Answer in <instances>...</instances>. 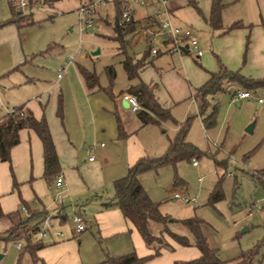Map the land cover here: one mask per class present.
I'll return each instance as SVG.
<instances>
[{
  "label": "rangeland",
  "instance_id": "1",
  "mask_svg": "<svg viewBox=\"0 0 264 264\" xmlns=\"http://www.w3.org/2000/svg\"><path fill=\"white\" fill-rule=\"evenodd\" d=\"M14 1V10L17 11L18 0ZM97 1L92 5L91 27L84 28L82 25L79 30L77 8L87 3V0H30L29 2L24 0L26 8L20 10L17 16L22 15L19 18L20 23L32 20L33 24L14 31V38L11 44L9 43L12 49L10 57L12 61H15L19 57L21 60V57L33 55L32 64H29V67L35 70L38 78L34 82L35 85L27 87L16 84L15 73L1 78L0 114L7 108L21 103L20 99L25 97L33 86L49 84V89L46 88L43 95H40L45 104V111H50L53 117L59 99L62 124L65 126V123L74 120V127L78 126L74 118L75 111H83L86 103L84 100L80 101L78 97L77 86L81 84V81L77 67L95 74L98 85L105 89L101 90L99 93L101 95L98 96H106V100L108 97L104 92L108 88L115 94L126 89L132 81L125 77L120 63L123 53L118 41L114 38L115 4L110 1ZM222 1L225 4L220 12L222 27L225 29L233 22H239L240 28L244 31L239 65L244 67L243 60L247 57L244 69L256 70L260 56L258 52L262 50L263 44L260 34L264 30L262 26L264 25V0ZM1 15L0 8V17ZM8 32L10 29L0 30V38L7 37ZM200 33L204 58L210 64L213 63L216 69L218 63L222 62L214 50L215 36L210 37ZM134 36L125 35L124 38L127 40L125 54L136 57L146 50V46L144 43L136 42ZM96 50V54H91ZM186 56L196 68L206 69L191 53ZM70 57H73L71 63L68 61ZM107 66L113 68L114 77L111 82L106 74ZM60 68H62L61 71ZM58 72L61 73L62 80L58 87H51L55 80L52 76ZM184 84L187 86L185 81ZM231 85H226L227 90L219 92L214 98L217 101V111L215 124L210 130H204L199 119L194 115V103L190 97H182L178 103L176 101V104H172L169 107L171 119L160 122L157 129L148 127L153 128L154 131H149L151 129L148 128L140 129L138 124L132 128L133 135L137 136L141 142L149 143L151 140L154 142L156 136L167 141L175 135L177 125L187 116H191L185 139L202 153L197 158L182 159L174 164L167 163L156 169L143 171L137 175V180L149 198L157 203L158 212L167 216L166 226L169 231L190 239V232L180 221L196 218L200 220L201 234L205 237L208 246L216 251L220 260L227 261L253 250L251 264H264V172L261 171L264 169V106L255 101L256 96L264 97V87L249 90L252 98L237 101L232 95L235 91L232 90ZM92 96L90 98H93ZM31 100L36 101L35 96H32ZM237 102L241 106H237ZM111 116L110 120H113ZM132 118L138 122L134 115ZM248 125H251L250 132L246 130ZM87 126L86 124L82 130L79 129L80 132L85 133ZM100 137L96 141L89 142L88 145L89 154L96 158V150L100 148L99 142L105 146L111 144L107 134ZM79 155L81 160L87 157L86 153L84 156ZM220 160L225 161L224 168L215 167L214 162ZM192 161L196 164L192 165ZM114 163L113 156L108 158L105 167H110ZM225 170L231 171L232 174L222 176L220 182L222 197L211 202L209 194L218 177ZM124 174L125 171H122L121 175ZM6 178L11 181V175ZM4 179L5 176L0 177V187L5 184ZM41 180L45 184L46 180ZM22 185L29 189L28 182L20 183L17 190L9 191V189L3 196V200L8 207H11L10 209L17 208L20 216L25 217L26 210L19 205V197L24 199L20 188ZM174 193L184 195L195 202L184 203L180 199L173 198ZM55 194L56 190L52 188L49 196L51 203L56 201ZM73 204H76L75 207L81 205L75 202ZM27 206L31 210L39 208V205L32 202H27ZM72 214L70 206H67L66 221L62 224L51 221V231L68 234L78 250L77 257H74L76 259L69 260L70 264H107L103 263L107 248H112L113 251L116 242L123 240L124 237L111 239L99 236L86 221H83L85 229L71 236L70 229L74 228L71 222ZM15 220V218L0 219V264H31L30 257L24 250L25 241L22 230L19 229L14 233L18 235L17 237L7 241L1 239L7 234L6 228ZM160 227L159 223L149 222V229L154 235L158 234ZM164 236L169 244H173L170 237ZM48 238V236L39 238L36 233L32 235L33 240L41 243L47 242ZM17 244L21 248H18ZM176 255L185 257L176 260H189L186 257H189L190 249H177ZM37 264L40 263L37 262Z\"/></svg>",
  "mask_w": 264,
  "mask_h": 264
},
{
  "label": "crops",
  "instance_id": "2",
  "mask_svg": "<svg viewBox=\"0 0 264 264\" xmlns=\"http://www.w3.org/2000/svg\"><path fill=\"white\" fill-rule=\"evenodd\" d=\"M95 1L87 0V2L91 3ZM101 1H110L115 4V2L111 0H100L97 2ZM127 2L132 9V19L137 21L134 31L129 33V35H135V41L144 43L146 49H149L145 40L141 39L138 35V30L141 25L153 19L154 6L144 4L141 0H127ZM194 6H197L200 12H197ZM209 7L210 0H168V9L172 22L177 26L189 27L196 34L201 55L195 56L192 50H187L186 48H183L180 52L169 51L167 48H164L162 44H159L157 45L159 51L156 54L148 53L147 63L138 70L136 77L128 79L125 75L127 80L130 82L132 81L129 85H134L142 81L151 86L155 99L163 108L169 109L172 104H176V101L178 103L180 98L190 97L194 103V115L199 121L200 118L196 113V103L191 92L207 79L208 71L216 70L214 69V64H210L209 61L204 58L200 32L210 35V37L215 36L213 42L214 50L218 54L219 60L222 62L221 64L228 70H237L242 76L250 79H261L264 77V30L260 34V40L263 44L262 50L258 52L260 55L259 62L256 64L259 68L257 67L258 70H245L246 68L244 69V67L247 64V57L243 60L244 67L239 65L240 52L242 51V35H244L243 29L240 28L241 25L229 31L222 32L221 30H212L205 21L209 13ZM0 8L2 11L0 17V30L10 29L7 37L0 38V79L8 74L15 73L17 76V85L22 87L35 85L34 82L38 78V75L34 69L31 70L29 67V64H32L31 60L33 55L21 57V60L19 57L15 59V61H12L13 59L10 57L12 49L9 43L14 38V31L19 30L21 27H18L15 23L8 22L12 15L8 9L7 0H0ZM25 8L26 3L25 7L22 9L17 6L18 10L16 14ZM115 13H117L116 7ZM114 17L116 18V15ZM243 52L245 53V51ZM190 53L194 58L199 60L200 64L206 69L196 68L186 56ZM138 57L139 56H136L134 58ZM249 63L251 64L250 56ZM56 74L52 76L55 80L51 84V87H58V84H60L62 80L61 76L56 78ZM79 78L81 84H78L79 82L76 78L78 82L77 88L79 90L78 97L80 101H85L86 106L83 111H75L74 118L78 126L74 127L75 122L72 120L65 123L67 127L65 128L62 124V113L59 117L56 115L55 111L54 116L51 117V112L45 111V104L40 95H43L46 88L49 89V84L44 86H33L31 91L28 92L27 90L26 92L28 93L25 97L20 99L21 103L11 108L6 107L7 109H13L16 106L24 105V107L31 111L34 118L39 119L41 116H44L57 155L58 172L52 175L49 180H43L45 184L42 182L43 165L40 140L32 130L20 129L18 131V143L10 149L9 162H0V177L5 176V184L0 187L1 210L5 213L17 209H10L11 207H8L5 204V200H3V196L6 192L9 189V191H12L11 181L6 178V176H10V169L18 185L24 182H28L29 184V189L25 185L20 187L24 196V199H22L25 200L26 203L32 202L39 205V208L34 210L43 209L49 211L50 214H52L59 205L56 201L51 203L49 196L52 192V188H54V177L60 175L63 178V184L60 189L64 194L61 202L64 215L66 207L70 206L72 213L77 211L80 212L82 220L88 222V225L92 226L95 229V233L99 236L102 235L111 239L112 237H124L123 240H118V242H116V247L115 249L113 248V251L112 248H107L104 259L106 256H119L131 251L137 256L152 254L153 249L145 245L132 224L124 219L115 205H108V202L113 200V180L122 176V171H126V168L133 164L139 157H155L161 155L167 148L168 140L166 141L156 136L154 142L151 140V142L147 143L144 141L141 142L138 140L137 136L133 135L132 128L137 124L140 129L148 127H155V129H157L159 124L140 126L135 112L130 111L121 104L122 100L120 95L125 93V89L115 94L109 88L108 92H104L108 97L106 100V96H98L101 95L99 94L100 91L104 90L101 86L89 92L86 90L80 75ZM184 81L187 83V86H185ZM231 84L232 83H229L228 86ZM231 86L232 90L235 91L236 84H232ZM248 92L252 95L250 91ZM29 96H35L36 101L31 100ZM90 96L93 98H90ZM249 98L252 97L250 96ZM235 100H248V98L235 97ZM236 105L241 106L239 102H237ZM132 115H134L138 122L132 118ZM110 116L113 120H110ZM116 116L119 118L121 132L124 134L123 137H120ZM86 124L88 125L87 131L81 133L80 130H82ZM148 129H151L149 131H154L153 128ZM204 130H210V128ZM104 134H107V138L111 144L105 146V144L99 142L100 148L96 150V158L89 154L90 147L88 145L89 142L98 140L101 138L100 136ZM85 153L87 155L86 159L81 160L79 154L84 156ZM89 156H92L91 160H88ZM113 156L115 161L114 165L106 168L105 164L108 162V158ZM74 202L81 205L75 207L76 204H73ZM51 221H55L58 224L64 222H59L56 217H52ZM70 232L71 236L80 233H75L73 228L70 229ZM47 236L49 237L47 242H44L43 247L36 251V255L40 259L38 263L70 264L71 261L69 260L73 259L75 256L77 257L78 250L73 240L69 239L71 237H69L68 234L63 235L62 233V236L58 237L50 230ZM64 237L65 239H63ZM164 239L166 241L167 238L164 236ZM166 242L168 243V241ZM172 243L173 244L168 243L171 248H160L156 256L147 259L142 264H172L176 259L185 258L176 255L177 249H190V255L186 257L189 259L196 258L199 255L198 249L192 245L182 246L173 240Z\"/></svg>",
  "mask_w": 264,
  "mask_h": 264
},
{
  "label": "trees",
  "instance_id": "3",
  "mask_svg": "<svg viewBox=\"0 0 264 264\" xmlns=\"http://www.w3.org/2000/svg\"><path fill=\"white\" fill-rule=\"evenodd\" d=\"M29 1L30 0H28V2ZM113 1L115 2L117 11L114 21V38L118 41L119 48L123 53V58L120 63L124 73L128 79H131L136 77L138 70L146 65L148 53H150V51L149 49L144 50L138 58L125 54L127 40L124 37L134 31L135 23L137 21H134L131 17L130 21L124 27H119L116 24V19L119 13L120 1ZM7 5L12 15L8 22L15 23L18 27L33 24L32 20L27 23H20L19 18L22 17V15L17 16L16 11L14 10V0H7ZM224 5L225 4L222 0H210L209 13L205 21L212 30H221L222 32L229 31L241 25L239 22H233L225 29L222 27L220 12ZM194 9L197 12H200L197 6H194ZM15 15L17 17H14ZM152 21L153 19L149 20V22ZM246 42H248V40H246ZM77 70L87 91L91 92L100 88L97 77L93 72L82 67H77ZM106 74L109 78V82H111L114 77L112 66L106 67ZM229 83L236 84L235 92L239 89L249 91L264 86V77L261 79L246 78L237 70H228L219 63L216 70L208 71L207 79L191 92L196 103V113L199 116L204 129H209L214 126L217 111V101H215L214 98L219 92L225 91L226 85ZM108 91L109 88L107 92ZM124 92L131 94L136 98L139 109L135 112V116L137 117L140 126L159 124L160 122L171 119L169 109L163 108L159 105L154 97L151 86L139 81L134 85H129ZM56 115L59 117L61 116L59 99ZM190 119L191 116H187L183 122L177 125L175 135L171 139H168L167 148L161 155L155 157H139L133 164L126 168L124 175L114 179L112 182L113 200L108 202V205H115L119 209L124 219L129 221L137 230L145 245L153 249V253L145 256H137L131 251L119 256H106L103 263L142 264L147 259L156 256L159 253L160 248H171L164 239V235H167L177 244L182 246L192 245L199 251V255L196 258L189 260H176L173 261L172 264H224L226 262H230L229 264H251L253 250H250L247 254L238 255L227 261L220 260L217 257L216 251L208 246L205 237L201 234L199 228L200 220L196 218H188L180 221L190 232V239L169 231L166 226L167 216L158 212L157 203L149 198L146 191L137 180V175L143 171L156 169L167 163L174 164L182 159L197 158L202 154L193 144L185 139ZM116 123L120 132V137H123L124 134L121 132V125L118 116H116ZM20 129H30L39 138L42 146V178L49 180L52 175H55L58 172V159L50 137L47 122L44 116H41L39 119L34 118L31 111L24 107V105L14 107L12 112H4L0 114V162H9L10 149L18 143V131ZM214 164L215 167H225V161L223 160L216 161ZM261 171L264 172V169ZM10 175L11 187L12 189L17 190L18 183L14 180L11 169ZM223 175L224 173L222 172L209 194V200L211 202L217 201L222 197L220 182ZM19 205L22 208H25V217L20 216L18 209L4 213L0 207V219H16L8 228H6L7 234L1 237V239L7 241L17 237L18 235L14 233L19 229L22 230L24 232L23 237L25 241L24 250L28 253L31 264H36L40 261L36 255V251L43 247V243L33 240L32 235L36 233L39 221L47 214H50V212L43 209H29L25 200L21 197H19ZM51 217L58 218L59 222L65 221L66 217L63 213V205L61 203L56 207L55 211L51 214ZM150 221L161 224L157 235L151 233L149 229Z\"/></svg>",
  "mask_w": 264,
  "mask_h": 264
},
{
  "label": "built area",
  "instance_id": "4",
  "mask_svg": "<svg viewBox=\"0 0 264 264\" xmlns=\"http://www.w3.org/2000/svg\"><path fill=\"white\" fill-rule=\"evenodd\" d=\"M113 1V0H111ZM142 3L147 5H153V21L146 22L139 27L138 35L141 39L145 40L149 46V51L151 54H156L159 49L157 45L162 44L164 48H167L169 51L180 52L183 48L187 50H192L195 56L201 55V50L198 48V39L196 34L189 27H181L175 25L171 18L168 9V0H141ZM93 3L87 2L80 5L77 8L79 30L82 28L91 27V13H92ZM17 6L22 9L25 7L24 0H18ZM132 9L128 4L127 0H120L119 13L116 19V24L119 27H124L131 18ZM73 60V57L69 58V62ZM62 68H60L61 71ZM61 73L56 74V78H59ZM237 98H249L251 95L246 90H238L232 94ZM122 101L127 103V108L136 112L139 109V105L136 101V98L128 93H122L120 95ZM255 101L264 106V97L256 96ZM13 109H7L5 113L12 112ZM92 156L88 157V160H91ZM195 161H192V165H195ZM225 176H230L232 173L229 170H225ZM63 184V178L60 175H56L53 181V187L56 190L55 200L58 204L62 202L64 194L61 191V186ZM173 198L180 199L184 203H194L193 199H188L184 195L174 193ZM51 214H47L42 218L37 224L36 234L39 238L45 237L49 234L51 230ZM71 222L74 224V232L79 233L85 229L82 216L80 212H74L71 216ZM53 233L60 237L62 233L60 231H53ZM17 247L20 248V245L17 244Z\"/></svg>",
  "mask_w": 264,
  "mask_h": 264
},
{
  "label": "water",
  "instance_id": "5",
  "mask_svg": "<svg viewBox=\"0 0 264 264\" xmlns=\"http://www.w3.org/2000/svg\"><path fill=\"white\" fill-rule=\"evenodd\" d=\"M96 53H97V50L91 52V54H96ZM121 104H122L123 107H125V108L127 107V103H126L125 101H122ZM246 130H247L248 132H250V130H251V125H248V126L246 127Z\"/></svg>",
  "mask_w": 264,
  "mask_h": 264
}]
</instances>
